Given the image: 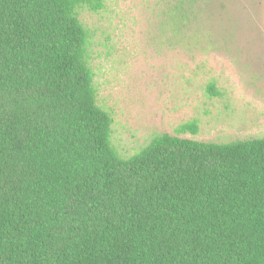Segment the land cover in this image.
<instances>
[{
	"label": "trees",
	"instance_id": "16d2710c",
	"mask_svg": "<svg viewBox=\"0 0 264 264\" xmlns=\"http://www.w3.org/2000/svg\"><path fill=\"white\" fill-rule=\"evenodd\" d=\"M104 7L0 0V264H264V136L123 156L81 20Z\"/></svg>",
	"mask_w": 264,
	"mask_h": 264
},
{
	"label": "rangeland",
	"instance_id": "374dc122",
	"mask_svg": "<svg viewBox=\"0 0 264 264\" xmlns=\"http://www.w3.org/2000/svg\"><path fill=\"white\" fill-rule=\"evenodd\" d=\"M81 20L123 156L164 132L216 142L264 136V0H105ZM194 120L198 133L179 132Z\"/></svg>",
	"mask_w": 264,
	"mask_h": 264
}]
</instances>
